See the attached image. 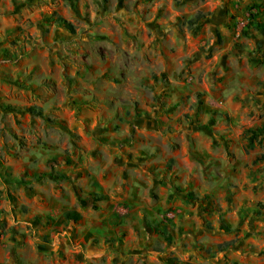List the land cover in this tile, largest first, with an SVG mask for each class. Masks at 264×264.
<instances>
[{
  "label": "rangeland",
  "instance_id": "374dc122",
  "mask_svg": "<svg viewBox=\"0 0 264 264\" xmlns=\"http://www.w3.org/2000/svg\"><path fill=\"white\" fill-rule=\"evenodd\" d=\"M0 174V264H264V0H0ZM100 178L143 230L92 257Z\"/></svg>",
  "mask_w": 264,
  "mask_h": 264
},
{
  "label": "crops",
  "instance_id": "0c3cea01",
  "mask_svg": "<svg viewBox=\"0 0 264 264\" xmlns=\"http://www.w3.org/2000/svg\"><path fill=\"white\" fill-rule=\"evenodd\" d=\"M101 179L102 178H100L98 183H94L93 187H91L90 190H87L88 192L86 193V195L93 196V198L90 199V208L92 209L84 211L87 206H81V209H78L80 217H78V221L77 219L73 220V222H75L72 224V237H74L77 242L86 243L88 246V252L90 251L89 253L92 257H96L95 255L98 254L110 252V249H117L118 251H121L123 247L127 248L125 247V243L127 239L131 237L129 234L127 236L125 232L130 230L133 234H135L133 230L134 226L137 230H143V227L141 226L142 221L140 213L142 206L132 205V207L125 209V212L124 214L122 213V216L112 212V207H110V204H108L110 202L106 200L107 190L105 189L104 185H102L103 188L101 187V182H103ZM135 183L137 184V182H132L128 185H125L122 191L123 196L128 198L127 201L134 204L135 199L139 197L138 192H136V188H141V185H135ZM147 216L149 217V213H147ZM62 220L64 221L62 218L52 227L51 225H47V223L40 226L42 234H46L47 236L51 228H57L58 222L60 225H63ZM67 229H69V227H67Z\"/></svg>",
  "mask_w": 264,
  "mask_h": 264
},
{
  "label": "trees",
  "instance_id": "16d2710c",
  "mask_svg": "<svg viewBox=\"0 0 264 264\" xmlns=\"http://www.w3.org/2000/svg\"><path fill=\"white\" fill-rule=\"evenodd\" d=\"M254 7H257L258 5L255 4L253 5ZM251 10H253V7L251 8ZM255 10V9H254ZM257 10V9H256ZM254 14L255 13H250V17L248 18V23H252L254 21V26H259L258 24V21L255 20V17H254ZM51 15L55 16L54 19H53V23L56 24V25H59L61 26L62 28H64L65 30H68V31H73V25L65 20L64 18H62L61 16L59 15H56L55 13H51ZM201 17H203V14L202 13H196L191 19H189L187 22L189 24H193V23H196ZM243 33V31H242ZM6 108H10L9 106H6ZM27 111H29L30 113H33V114H36V115H40L41 114V110L40 108L38 107H33V106H30V107H27L26 108ZM247 132H249V135H248V138L249 140H253V138L255 137H258V134L261 133L262 131V128L259 127V128H248L246 129ZM4 176V175H3ZM2 176V179L5 180V181H8V176L6 177H3ZM60 176H63V175H60ZM0 178H1V174H0ZM7 179V180H6ZM174 191L177 190V187H173ZM8 198H9V195H7ZM182 198L185 202H192V200L195 199V196L193 194L192 191H186L184 193H182ZM66 215L68 216L69 214L66 213Z\"/></svg>",
  "mask_w": 264,
  "mask_h": 264
}]
</instances>
